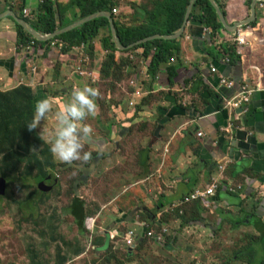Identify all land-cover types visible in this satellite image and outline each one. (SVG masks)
I'll use <instances>...</instances> for the list:
<instances>
[{"label": "crops", "instance_id": "0c3cea01", "mask_svg": "<svg viewBox=\"0 0 264 264\" xmlns=\"http://www.w3.org/2000/svg\"><path fill=\"white\" fill-rule=\"evenodd\" d=\"M43 1L51 3L58 24L56 32L60 34L84 19L69 5L70 0H0V92L31 87L34 105L37 100L51 97L52 113L62 111L74 88H99L104 81L102 65L113 55L121 66L120 73L116 78L112 74L105 82L110 92L112 88L117 91L112 96L118 101L124 99L121 90L128 96L124 104L110 106L115 121L110 123L107 140L101 145L110 147L115 161L108 186L112 192L98 203L86 204L80 199L88 212L83 211L80 236L74 227L73 237L67 239L72 251L61 254L68 260L66 264H247L250 258L239 259V253L233 256V252L249 253L248 239L257 242L264 238V7H260L264 0H213L226 27L237 26L235 31L223 27L209 0L220 26L215 31L205 27L195 35L186 22L177 37L179 54L160 65L155 80L147 74L150 60L142 59V50L121 48L112 52L102 48L100 36L73 47L67 53L69 59L62 60L50 51L40 56L36 50L28 54L26 46H15L16 25L29 34L23 24L32 27L24 18L31 21ZM116 1L124 2L129 9L127 15L132 12L129 1L141 3ZM194 1L186 20L190 14L203 13L204 7L194 6ZM131 19L130 26L140 25L133 16ZM50 48L59 51L51 43ZM169 65L179 67L172 86L167 85ZM201 78L216 94L205 104L191 93L194 82ZM222 79L233 82V86L221 85ZM244 89L251 91L250 101L236 109L233 106ZM94 101L96 113L91 119L96 126L97 96ZM52 113L44 121L48 130L55 126ZM42 125L43 121L36 128L38 135ZM91 138L95 139L90 133L86 142L100 143ZM125 144L128 146L123 152ZM86 151L98 155L88 151L87 146ZM137 151L142 156L140 165L132 162L130 155ZM218 171L219 188L210 198L211 206L201 222L197 215L200 206L183 200L208 186ZM166 215L169 217L164 219ZM163 230L167 231L164 242L153 241ZM146 233L156 237L145 238ZM32 235L39 249L41 243L36 244L39 239L34 231ZM126 239L132 246L124 245ZM41 242L46 246L48 239ZM255 247L253 250L259 253L253 262L260 264L263 248ZM47 248L49 252L52 246Z\"/></svg>", "mask_w": 264, "mask_h": 264}, {"label": "trees", "instance_id": "16d2710c", "mask_svg": "<svg viewBox=\"0 0 264 264\" xmlns=\"http://www.w3.org/2000/svg\"><path fill=\"white\" fill-rule=\"evenodd\" d=\"M135 1V0H134ZM154 8L149 10L148 7L142 3L129 1L131 13L127 15V8H124L122 14L116 15V8L120 7L116 4V0H70L69 5L75 7L80 15V19L94 14H109L110 19L101 15L97 18L91 19L84 24L66 32L55 36L53 39L47 41H40L27 34L22 27L16 25V41L15 46H27L29 43L34 44V50L37 55H42L45 51H50L56 54L59 60L69 59L67 54L73 49L74 46L86 44L87 42L101 37V46L103 49H108L112 52L118 51L116 44L112 40L110 30V22L114 28V34L118 40L119 45L124 51L142 50L141 57L147 60V74L152 79H156L160 65L166 64L172 55L179 54L178 39L164 40L162 37L175 35L180 30L185 11L188 6L189 0H151ZM125 7H127L124 4ZM194 6L204 7L201 15L190 14L187 23L192 28L193 32H201L203 28H208L212 31L220 26L217 22L216 14L214 13L209 0H195ZM115 10V13L112 11ZM134 17L135 22L140 25L130 26L132 22L131 17ZM157 18H163L158 20ZM24 21L28 23L32 29L40 35L49 36L56 32L58 24L54 19V12L49 1H43L38 7L31 21ZM77 19V18H76ZM154 38L152 40H148ZM51 42H59L62 44L60 51L50 48ZM121 66L117 65L113 55H109L101 68V75L104 81L108 80L110 76L113 78L118 77L119 69ZM179 67L169 65L167 71V85L172 86L175 80L178 79ZM118 79V78H117ZM189 82L184 83V87H188ZM202 85V87H201ZM192 94H197L202 103H207L216 94L212 91L209 85L202 78L195 81L193 84ZM202 88V90H200ZM99 90L97 89V97H99ZM34 92L33 88L18 86L10 91L0 92V179L3 180L5 190L4 194L0 196V201L7 200L6 191L14 186V183L19 181L21 188L18 191H25L27 195L22 202H12L18 209L22 205H31L32 211L28 212V216L32 219L34 231L39 239V235L43 239H48L46 246L41 245L39 249L36 246H30L24 251L25 256L16 261V264H47L50 260H46L45 255H37L38 251L47 252V246H54V253L57 250L56 257H53V264H66L68 260L62 257L72 251L67 241V235L61 234L59 230L60 218L58 215V207L47 208V214L44 217L45 225L42 230L39 229V224L35 225V218L33 214L43 206L49 198L52 203H56L57 198L62 199L66 203V207L61 213L67 217L70 223L74 222L77 232L82 231V221L84 220L83 211L84 202L77 196L78 187H83L90 175L93 168L97 165L98 155L89 154L88 160L79 159L71 163H56L54 162L49 146L44 145L40 140L36 129L29 131L26 125L31 121L34 112ZM108 129V128H107ZM37 134V135H36ZM44 140V139H43ZM46 141V140H44ZM148 148V146H147ZM86 151V146L83 145L81 156ZM88 153V152H87ZM124 156V155H122ZM128 157V155H125ZM136 165H140L139 159L135 160ZM140 170V169H139ZM219 172V171H218ZM53 177L51 180H48ZM31 181L33 185H28L27 181ZM211 182H208V185ZM219 188V187H218ZM71 191L70 197L64 199L66 191ZM217 192V191H216ZM215 196V195H214ZM213 196V197H214ZM43 200H45L43 202ZM67 200V201H66ZM200 208L197 209V215L201 222L203 216L208 211L211 205H203L202 198L194 202ZM169 216H165L167 219ZM49 218V220H48ZM181 221V219L178 218ZM163 221V218H162ZM40 232V233H39ZM39 233V234H38ZM46 233V234H45ZM152 234L151 237L148 235ZM161 238L164 242V233H161ZM154 233H146L145 238L154 239ZM150 240V239H148ZM249 246L251 248L248 253L247 250L235 251L233 256L247 261V264H255L253 261L257 258L259 250L255 252L257 245L262 247L264 253V238L254 242L249 238ZM155 241V240H153ZM156 242V241H155ZM250 254V255H249ZM19 261H23L21 263ZM260 264H264V257Z\"/></svg>", "mask_w": 264, "mask_h": 264}, {"label": "rangeland", "instance_id": "374dc122", "mask_svg": "<svg viewBox=\"0 0 264 264\" xmlns=\"http://www.w3.org/2000/svg\"><path fill=\"white\" fill-rule=\"evenodd\" d=\"M141 3L144 6L148 7L149 10H152L154 8L153 2L151 0H141ZM116 4L120 6L115 9L116 15L122 14L125 8V6H123L124 2L120 3L118 1L116 2ZM262 4L264 6V3ZM157 19L162 20L163 18H157ZM172 36L173 35H169V37L165 38L164 40H171ZM112 40H113V35H112ZM176 56L177 55H172L170 60L171 61L175 60ZM92 77H93V74L90 75V78ZM123 84L126 85L127 88L131 89V86H128L125 83ZM161 85L162 84L159 83V86ZM99 86H100V89L102 88V90H99V97H98V106H99V111H98L99 120H97L98 124L94 126L93 124L94 119H91V117H88L87 119L83 121V124L91 128V135L93 134L95 137V139L91 138V140H100V143L98 145L92 144L86 141H84L83 143L85 146H87L88 151L98 153V156H97L98 163L93 168L90 178L88 179L87 183L83 187H80L77 189V196L80 199H82L84 202H86V204L88 202L98 203L100 199L108 197V195L112 192V188L108 186L111 184V181H110L111 171H112V166L115 165V161H113L114 158H111L113 154L110 152V147L107 146L106 148H103V146L101 145L105 140H107L105 136L108 135L110 123H113L115 121V115L114 113L110 112L111 111L110 106L117 105L118 103L124 104L128 99V96L125 94V92L121 90L120 94L124 96V99L118 101L117 97L112 96V94L117 93V91L114 88H112L110 92L108 89V83L105 81H102ZM50 91L51 89L47 88V93L49 95H51ZM49 101H52L51 97L49 98ZM107 126H108V129H107ZM48 129L49 127L46 126L45 130L48 131ZM108 139H110V137ZM40 140L43 142L44 145L49 146L47 141H44L46 140V138L44 140L40 138ZM127 146L128 144L124 145L123 152L126 151ZM130 155L132 157V162H135L136 159H139L140 161V158L142 157L141 153H138V151ZM52 158L54 162L56 163L60 162L57 159H55L53 156ZM118 163H121L120 159H118ZM122 163L123 165L121 166L124 171V169H126V165L123 160H122ZM129 165L131 164L129 163ZM98 166L102 167V171L100 170ZM103 174H104V177H103ZM27 182H28V185H33L31 181L28 180ZM18 187L21 188V183L19 181L15 182L14 186H12L9 191L7 189L6 191L7 200L0 201V220L1 218H5V220H3L1 223L3 224L4 222L3 226H0V264H13L14 261L21 258V256H25L24 251H26L28 247L32 245L34 246V241L32 238L33 237L32 229L34 228V225H33L32 219H30L28 216V212L32 211L31 210L32 206L28 204L27 205L24 204L20 207V209H18L15 205L12 204V202H22L28 193V192L26 193L22 189L21 191H18L17 190ZM204 188H206V186ZM71 193L72 192L69 191L68 189L65 193V196H63L64 199L68 200ZM85 197L87 199H85ZM44 201L45 200H43V202ZM48 201L50 202H46L43 206L39 207V210L36 213L33 214V217L36 219L34 222L35 225L39 224L38 227L40 230H42L41 228H43L45 225L50 223V221L46 223L44 221V217L48 213L47 208L49 206L50 208H53V207L56 208V204H57L58 215L60 218V224H59L60 233L65 234L67 232L65 234L67 235V239L70 238L71 235L73 237L74 227L76 226L74 225V222L70 223L67 217L61 213V211L66 207L68 203H66L60 198H57L56 203L55 202L52 203L51 202L52 200L50 198ZM231 239L235 240V238H231ZM41 241H42V236L39 235V241H36V244L38 245L41 243V245L44 246L43 244L44 242L42 243ZM155 241H157V238ZM161 242L163 243L162 238H161ZM54 248L55 247L53 246L49 252L48 251L47 252L38 251V253L36 254L45 255L46 260L50 258L47 264H53V257H56L57 255V250H55V253H54ZM86 262H89V261H86Z\"/></svg>", "mask_w": 264, "mask_h": 264}, {"label": "clouds", "instance_id": "9594fccd", "mask_svg": "<svg viewBox=\"0 0 264 264\" xmlns=\"http://www.w3.org/2000/svg\"><path fill=\"white\" fill-rule=\"evenodd\" d=\"M261 6H263L262 3ZM231 83L233 84V82ZM242 92L243 90L240 92L239 100ZM97 95V90L92 87L74 88L70 98L64 103L63 110L55 113H52L49 99L37 100L34 105L32 119L26 125V128L32 131L40 126V122L43 121L39 137L41 139L46 138L49 144V152L55 159L63 163H71L79 159L86 161L89 159V154L85 152L81 156V151L83 142L90 136L91 128L83 124V121L95 115L96 104L94 98ZM50 113L54 115L55 126L53 129L46 131L44 121Z\"/></svg>", "mask_w": 264, "mask_h": 264}, {"label": "built area", "instance_id": "2783aa9c", "mask_svg": "<svg viewBox=\"0 0 264 264\" xmlns=\"http://www.w3.org/2000/svg\"><path fill=\"white\" fill-rule=\"evenodd\" d=\"M261 7H263V6H261ZM112 12L115 13V10H113ZM22 14L25 17H27V12L25 10H22ZM51 47H55L60 51L62 44L59 42H51ZM26 49L28 51V54H31L34 50V44L29 43L26 46ZM211 71L213 73H216V69L214 67H212ZM220 84L226 85L228 87L233 86V84L231 82H228L225 79H222ZM250 94H251V91L244 89L242 94H241V99L239 100V102L237 104H234V107L235 108H241L242 107L241 105L248 104L250 101ZM198 137L199 138L203 137V134H199ZM219 174L220 173L218 172V175H214V177L212 175L211 183L206 187L207 189L206 188L200 189V190H197L196 192L190 194L189 196H186L183 200L184 203L196 202V201H198L199 198H202V204L203 205H207V206L210 205V198L216 194V191L218 190V187H219V178H220ZM163 233L166 234L167 231L163 230ZM127 236H128V238L132 237V235H130V234H127ZM148 236L151 237L152 234H149ZM156 238H157V242H161V236H157ZM127 239L124 241V245L125 246H132V243L130 241H127ZM112 240L113 239H111V241ZM125 248H127V247H125Z\"/></svg>", "mask_w": 264, "mask_h": 264}, {"label": "water", "instance_id": "95a60500", "mask_svg": "<svg viewBox=\"0 0 264 264\" xmlns=\"http://www.w3.org/2000/svg\"><path fill=\"white\" fill-rule=\"evenodd\" d=\"M193 1H194V0H190V1H189V5H188V8H187V10H186L185 17H184V22H183V25H182L180 31H179L177 34L173 35L172 38H177V37L182 33V31H183V29H184V26H185V24H186V22H187L186 19H187V16H188L189 10H190V8H191V6H192V4H193ZM210 1H211L212 5L215 7V11H216V14H217V16H218L219 21L221 22V24L223 25V27H224V26L226 27V22H225V19H224L223 15H222L220 9L216 6V4L214 3L213 0H210ZM101 15L105 16L107 19H110L109 14H106V13H105V14H94V15H91V16H87V17H85L84 19H82L81 21L75 23V25L72 26L71 30L74 29V28H76V27H78V26H80V25H82V24H84L85 22H87V21H89V20H91V19L97 18V17H99V16H101ZM24 23H25V22H24ZM23 28H24L29 34H31L34 38H36L37 40H40V41H44V40L47 41V40L53 39L55 36L60 35L59 31H57V32H55V33L52 34V35H49V36H43V35H42V37H40L39 34H37L33 29L28 28V27H27L26 25H24V24H23ZM226 28H227L229 31H235L236 28H237V26H236V27H233V28H229V27H226ZM110 30H111V34L113 35V37H115V39H117L116 36H115V34H114V31H115V30H114L113 25L111 24V22H110ZM164 39H165V38H164ZM115 44H116V47H117L118 49H121V46L119 45L118 40H115ZM52 178H53V177H50L48 180H51ZM4 190H5L4 182H3V180L0 179V196H2V195L4 194Z\"/></svg>", "mask_w": 264, "mask_h": 264}]
</instances>
